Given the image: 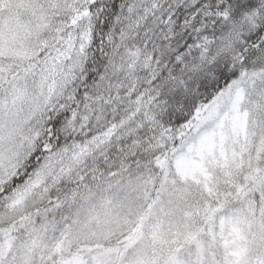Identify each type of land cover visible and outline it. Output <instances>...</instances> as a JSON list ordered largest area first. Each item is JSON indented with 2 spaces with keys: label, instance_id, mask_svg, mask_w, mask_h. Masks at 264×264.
<instances>
[{
  "label": "trees",
  "instance_id": "trees-1",
  "mask_svg": "<svg viewBox=\"0 0 264 264\" xmlns=\"http://www.w3.org/2000/svg\"><path fill=\"white\" fill-rule=\"evenodd\" d=\"M256 9L263 20L247 34L238 60L213 59L226 44L231 21ZM39 14L45 23L37 24V33L45 43L36 45L30 61L21 66L0 56L1 104L31 63L44 62L69 35L78 33L81 38L84 24L89 25L90 39L60 94L43 102L30 121L21 124L25 126L17 139L23 144L11 174L0 185V264H18L26 246L33 249L27 264H102L106 258L112 264L116 253H125L129 262L140 244H146L141 238L143 219L162 188L169 163L233 82L255 75L259 93L249 90L244 100L249 97L259 104V151L255 145L241 159L243 172L236 190H226L220 200L211 201L219 214L203 253L205 258L214 254L217 264H222L226 230L230 224L234 232L239 230L232 216L238 217L240 201L250 197L255 201L251 224L246 219L241 225L245 238L233 240L251 242L244 247V259H255L257 250L260 259L264 253V0H91L69 4L60 13ZM141 97H146L147 105L136 111ZM114 126L118 130L108 144L74 168L51 176L20 212L12 210L16 193L54 154L74 150ZM139 183L149 192V202L128 232L129 240L111 237L90 242L83 232L84 208L93 206L110 188ZM201 218L194 219L190 235L201 229L198 239L209 228Z\"/></svg>",
  "mask_w": 264,
  "mask_h": 264
},
{
  "label": "rangeland",
  "instance_id": "rangeland-1",
  "mask_svg": "<svg viewBox=\"0 0 264 264\" xmlns=\"http://www.w3.org/2000/svg\"><path fill=\"white\" fill-rule=\"evenodd\" d=\"M88 1L91 0H0V56L18 61L15 63L23 66L30 61L36 45L45 43L40 32L37 33V24L45 23L44 15L39 13H60L67 10L69 4ZM13 9L14 13H5ZM262 20L263 15L256 9L237 21H231L224 37L226 44L214 54L213 59L222 56L232 63L238 60L247 34L257 29ZM89 39V25L84 24L81 38L78 33L71 34L44 62L39 65L31 63L26 75L12 86L11 95H5L3 103H0V185L11 174L15 154L23 144V139H17L25 126L21 127L22 122L28 123L43 102L60 94L66 80L79 65L82 50ZM205 56L203 53L202 57ZM249 90L256 95L259 93V76L233 82L216 102L191 140L167 166L162 188L143 219L141 238L146 244H140L137 252L129 257V262L125 253H120V256L116 253L111 259L112 264H217L214 254L205 258L203 253L214 234L213 219L219 214L212 208L211 201L220 200L226 190H236L234 185L243 172L241 159L251 153L255 145L259 151V104L249 97L244 100ZM146 105V97L139 98L136 111ZM117 130L118 127L114 126L74 150L54 154L16 193L12 210L20 212L51 176L83 162L87 156L108 144ZM148 202L149 192L141 183L108 189L93 206L84 208V236L95 243L111 237L128 241V232L140 219L139 215ZM240 202L242 207L238 217L232 216L239 230L234 232L231 224L226 230L223 248L227 253L222 264H264V253L259 259V250L255 259L252 256L243 258L244 247L250 241L233 240L236 236L245 238L246 230L241 225L246 219L251 224L255 205L250 197ZM196 217H202L203 222L209 223L201 239L197 238L201 229L190 236ZM191 239V244L186 245ZM232 247L235 248L232 250ZM21 252L18 264L29 263L32 247L21 248ZM109 260L106 258L102 264H109Z\"/></svg>",
  "mask_w": 264,
  "mask_h": 264
}]
</instances>
